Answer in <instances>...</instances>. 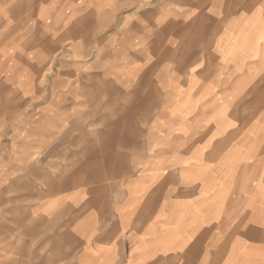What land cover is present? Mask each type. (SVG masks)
Returning <instances> with one entry per match:
<instances>
[{
	"label": "crops",
	"instance_id": "0c3cea01",
	"mask_svg": "<svg viewBox=\"0 0 264 264\" xmlns=\"http://www.w3.org/2000/svg\"><path fill=\"white\" fill-rule=\"evenodd\" d=\"M16 209L64 264H264V0H0Z\"/></svg>",
	"mask_w": 264,
	"mask_h": 264
},
{
	"label": "rangeland",
	"instance_id": "374dc122",
	"mask_svg": "<svg viewBox=\"0 0 264 264\" xmlns=\"http://www.w3.org/2000/svg\"><path fill=\"white\" fill-rule=\"evenodd\" d=\"M24 211L0 212V244L15 250L12 264H64L68 260L55 257L63 251L74 250L71 238L67 235L66 227H56L52 223H40L32 219L25 221ZM15 221V225L13 223ZM25 224V225H24ZM10 243V244H9ZM0 264H9L1 260Z\"/></svg>",
	"mask_w": 264,
	"mask_h": 264
}]
</instances>
